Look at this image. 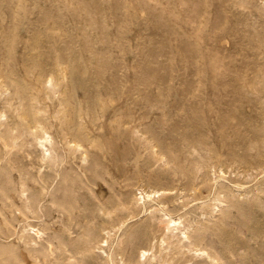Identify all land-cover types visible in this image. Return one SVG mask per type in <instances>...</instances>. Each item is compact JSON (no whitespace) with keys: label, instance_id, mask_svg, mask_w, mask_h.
Instances as JSON below:
<instances>
[{"label":"rangeland","instance_id":"1","mask_svg":"<svg viewBox=\"0 0 264 264\" xmlns=\"http://www.w3.org/2000/svg\"><path fill=\"white\" fill-rule=\"evenodd\" d=\"M0 264H264V0H0Z\"/></svg>","mask_w":264,"mask_h":264}]
</instances>
